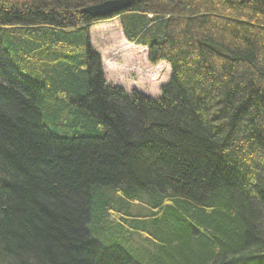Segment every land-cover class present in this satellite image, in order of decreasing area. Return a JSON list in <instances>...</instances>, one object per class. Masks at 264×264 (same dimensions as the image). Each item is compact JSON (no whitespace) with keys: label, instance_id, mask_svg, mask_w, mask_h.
Returning a JSON list of instances; mask_svg holds the SVG:
<instances>
[{"label":"trees","instance_id":"obj_1","mask_svg":"<svg viewBox=\"0 0 264 264\" xmlns=\"http://www.w3.org/2000/svg\"><path fill=\"white\" fill-rule=\"evenodd\" d=\"M104 1L0 0V264H264V0L110 16L170 64L156 98L104 81Z\"/></svg>","mask_w":264,"mask_h":264},{"label":"rangeland","instance_id":"obj_2","mask_svg":"<svg viewBox=\"0 0 264 264\" xmlns=\"http://www.w3.org/2000/svg\"><path fill=\"white\" fill-rule=\"evenodd\" d=\"M90 37L102 56L109 84H120L127 91L136 88L153 98L160 96L161 85L171 77L170 65L165 61L150 62L147 49L126 38L118 17L91 25Z\"/></svg>","mask_w":264,"mask_h":264},{"label":"bare ground","instance_id":"obj_3","mask_svg":"<svg viewBox=\"0 0 264 264\" xmlns=\"http://www.w3.org/2000/svg\"><path fill=\"white\" fill-rule=\"evenodd\" d=\"M101 20H99V21H101ZM99 21H97V22H99ZM90 41H91V37H90ZM96 51L98 52V50H96ZM99 55L101 56L100 53H99ZM101 70L103 73L104 81L106 82V84H109V81L107 80V77L105 75L106 71L104 68V63L102 61V56H101ZM152 74H155V73H152ZM127 92L129 93L130 91H127ZM54 133H55V131L53 132V134ZM164 193L170 194V191L167 190V192H164ZM129 198H130V203L127 205V209L129 211L132 210L133 218L137 219L136 224L141 223L142 225H144V224L147 225L149 222H151L158 215L159 210L157 207H155L154 199H152L151 194H149L148 192H145V191L142 192L141 191L140 194H136L133 197H129ZM138 234L139 235L136 237V241H135L136 244H140L141 240L143 238L142 233H138ZM126 243H129V241L126 240ZM127 251L133 252L134 250L127 249Z\"/></svg>","mask_w":264,"mask_h":264},{"label":"water","instance_id":"obj_4","mask_svg":"<svg viewBox=\"0 0 264 264\" xmlns=\"http://www.w3.org/2000/svg\"><path fill=\"white\" fill-rule=\"evenodd\" d=\"M131 0H106L102 3L83 8L82 11L93 17L105 18L117 14L130 6Z\"/></svg>","mask_w":264,"mask_h":264}]
</instances>
